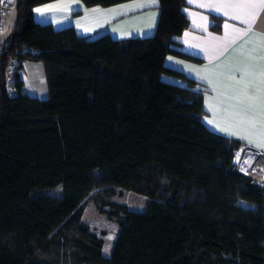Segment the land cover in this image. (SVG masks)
Listing matches in <instances>:
<instances>
[{
    "label": "trees",
    "instance_id": "16d2710c",
    "mask_svg": "<svg viewBox=\"0 0 264 264\" xmlns=\"http://www.w3.org/2000/svg\"><path fill=\"white\" fill-rule=\"evenodd\" d=\"M56 1L15 0L0 44V264H264V185L238 170L243 143L203 122L198 83L166 66L202 63L173 49L187 1L159 0L154 35L125 40L38 23ZM27 62L43 65L47 99L23 91ZM123 191L151 202L132 211ZM91 199L119 226L110 257L83 221Z\"/></svg>",
    "mask_w": 264,
    "mask_h": 264
},
{
    "label": "crops",
    "instance_id": "0c3cea01",
    "mask_svg": "<svg viewBox=\"0 0 264 264\" xmlns=\"http://www.w3.org/2000/svg\"><path fill=\"white\" fill-rule=\"evenodd\" d=\"M186 1L184 12L189 29L174 38L177 44L173 49L201 59L202 63L168 56L166 66L198 83L207 112L203 122L212 131L243 143L235 163L250 160L264 164V159L259 157L264 154V147H257L264 141L260 117V107L264 104V7L229 6L247 0ZM159 7V0H133L108 8H86L79 0H59L37 8L41 12L35 9V20L43 25L52 24L57 30L73 27L80 36L88 38L104 34L118 40L146 38L156 31ZM15 20L16 13L13 15L11 10L6 13L0 44L11 36ZM7 25L12 27L10 31ZM217 25H221L220 32L213 30ZM163 80L187 86L172 77L164 76ZM43 95L34 97L45 99ZM245 110L247 116L243 115ZM251 118H255V127L249 123Z\"/></svg>",
    "mask_w": 264,
    "mask_h": 264
},
{
    "label": "rangeland",
    "instance_id": "374dc122",
    "mask_svg": "<svg viewBox=\"0 0 264 264\" xmlns=\"http://www.w3.org/2000/svg\"><path fill=\"white\" fill-rule=\"evenodd\" d=\"M16 5L13 6L10 10L13 15L16 13L15 10ZM8 10V12L10 11ZM16 21V20H15ZM12 28L10 25L6 26V29ZM11 29H9L10 31ZM37 65V66H34ZM37 67L38 70L31 68ZM13 69H9V75ZM39 71V74H38ZM21 79L25 82V87L23 89L24 92L30 94V96L34 95H43V91L45 94L43 98L47 99L50 95L48 82L45 74V70L42 64L29 63L25 64L24 69L20 73ZM257 159V157H255ZM252 163V162H251ZM256 163V161H255ZM264 163V160H263ZM240 161L236 163L237 168L239 167ZM256 169H252V171L248 172L253 175L256 179V182L264 184V164H258ZM254 166V165H253ZM262 174V175H260ZM63 192V187L60 186L56 189L50 190L48 193L52 196H60ZM116 202L120 204L127 205L130 210L135 212H142L146 209L147 205L151 202L148 197L136 194L134 192L123 191L121 195L117 196L115 199ZM248 204V203H245ZM250 206V204H248ZM83 221L90 226V228L105 241L104 246V255L105 257H110L112 253V247L114 244V240L119 232L118 224L110 220L106 215L101 213L97 203L91 199L87 202L85 207V212L83 216ZM111 237V239H110ZM108 249L107 252L105 249Z\"/></svg>",
    "mask_w": 264,
    "mask_h": 264
},
{
    "label": "built area",
    "instance_id": "2783aa9c",
    "mask_svg": "<svg viewBox=\"0 0 264 264\" xmlns=\"http://www.w3.org/2000/svg\"><path fill=\"white\" fill-rule=\"evenodd\" d=\"M14 1L15 0H0V29L3 26V19L6 15V13L8 12V10H10L11 8H13L14 6ZM13 89L11 87V85H9V93L13 94ZM259 157L264 159V154L261 153L259 155ZM248 160V161H244L242 163L239 164L238 170L243 173L244 175L250 176L254 179V181H256L257 178H255L253 175H251L249 171H252V169H256V167H258V165H256L255 161ZM254 165V166H253ZM262 175V174H260Z\"/></svg>",
    "mask_w": 264,
    "mask_h": 264
},
{
    "label": "snow or ice",
    "instance_id": "6c2138e0",
    "mask_svg": "<svg viewBox=\"0 0 264 264\" xmlns=\"http://www.w3.org/2000/svg\"><path fill=\"white\" fill-rule=\"evenodd\" d=\"M232 7H252V8H256V7H264V0H259L258 3H253L252 0H247L246 3L244 4H237V5H229ZM219 10V9H217ZM37 12H41V9H37ZM225 15H227V13H225ZM233 18H237V17H233ZM249 108L252 107V105L248 106ZM244 116H247V111L245 110L243 112ZM260 117H261V136L264 137V104L261 105L260 107ZM249 123L252 124L253 127H255L256 121L255 118H251L249 119ZM241 138H247V137H241ZM251 142V141H250ZM257 147H264V141H262L261 143L257 144ZM111 239V237H110ZM107 248L105 249V251L107 252Z\"/></svg>",
    "mask_w": 264,
    "mask_h": 264
}]
</instances>
